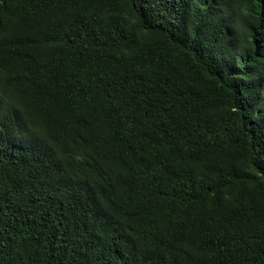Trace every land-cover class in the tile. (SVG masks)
<instances>
[{
	"label": "trees",
	"instance_id": "trees-1",
	"mask_svg": "<svg viewBox=\"0 0 264 264\" xmlns=\"http://www.w3.org/2000/svg\"><path fill=\"white\" fill-rule=\"evenodd\" d=\"M0 264H264V0H0Z\"/></svg>",
	"mask_w": 264,
	"mask_h": 264
}]
</instances>
